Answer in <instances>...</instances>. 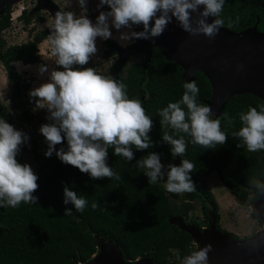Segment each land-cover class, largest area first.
<instances>
[{
  "label": "trees",
  "instance_id": "trees-1",
  "mask_svg": "<svg viewBox=\"0 0 264 264\" xmlns=\"http://www.w3.org/2000/svg\"><path fill=\"white\" fill-rule=\"evenodd\" d=\"M100 10L109 9L105 6ZM99 11L90 15L96 19ZM10 15L11 6L0 15V62L11 86L12 106L10 110L0 99V119L17 128L11 111L22 123H31L35 115L26 95L30 83L22 79L15 62L23 65L39 62L38 45L47 38L49 30H38L29 40L6 46L1 33L10 26ZM37 18L38 21L45 20L41 15ZM219 18L225 21L223 27L235 33L250 28L264 32V0H225ZM20 19L29 24L32 15L23 9ZM114 42L111 39L104 41L107 46L103 51L105 58L116 53L110 47ZM151 52L147 68L143 67V58L138 54L129 55L119 71L118 82L127 86L129 98L139 99L146 113L153 118L154 127L149 135L154 147L143 151L133 148L135 156L132 161L114 155V149L109 148L108 164L121 179L94 180L78 168L63 163L55 152L46 157V143L44 153L35 154L37 160L44 161L43 169L36 172L39 178V188L34 193L38 197L37 203L22 202L15 208L0 207V264H86L98 251L96 237L117 244L126 261L148 257L155 264L179 262L177 257L183 258L197 250L191 235L170 224V218L180 216L186 222L190 221L188 213L192 210V202L199 201L207 226L211 215L216 217V226H219V206L207 185V177L216 173L239 205H245L251 196H258L260 192L250 182H264V150L249 152L246 146L237 147L241 141L232 136V132L242 126L240 113L264 104L253 94L234 95L226 101L219 118L222 130L228 135L226 144L205 149L193 145L191 138L185 136L187 151L183 157L175 158L178 165L182 159H188L195 165L191 178L196 191L180 195L167 193L159 182L149 184L145 169L137 167L136 161L151 152L172 154L171 146L162 141L163 132L171 133L172 130L161 127L158 112L170 102L180 101L185 91L184 84L191 82L183 78L180 65L164 57L156 43L151 44ZM135 56L139 60H134ZM118 62L119 59L115 61V67ZM85 67H92L97 72L91 62ZM110 78L114 79V71ZM192 81L200 89L197 103L206 105L212 96L207 77L197 71ZM182 107L187 110L186 106ZM225 113L234 118L233 126H229ZM46 117L39 121L40 125L49 122ZM56 147L57 150L61 147L67 150V140ZM17 159L23 163L20 154ZM65 186L87 199L88 205L82 213L75 211L71 203L64 204ZM93 202L98 203L95 210L91 207ZM65 208H72L73 214L64 215ZM195 224L202 228L197 222Z\"/></svg>",
  "mask_w": 264,
  "mask_h": 264
},
{
  "label": "clouds",
  "instance_id": "clouds-1",
  "mask_svg": "<svg viewBox=\"0 0 264 264\" xmlns=\"http://www.w3.org/2000/svg\"><path fill=\"white\" fill-rule=\"evenodd\" d=\"M76 3L79 14L61 9L47 21L56 67L51 70L47 64L38 67L39 75L47 74L48 79L31 89L29 96L34 101V110L46 109L48 113L49 122L39 129L48 145L46 157L55 152L63 163L94 180H120V175L108 164L109 148L114 149V155L132 161L133 148L143 151L154 147L149 135L154 120L139 99L129 98L125 84L85 67L98 53L97 39H112L115 29L120 33V42L154 40L163 34L173 18L190 35L203 34L212 39L225 23L219 18L225 0H99L97 9L107 6L109 10H100L95 22L88 15L89 0H76ZM193 13L198 14L195 23ZM209 17L215 19L209 23ZM141 25L142 30H137ZM183 87L182 99L170 102L158 112L161 127L172 130L162 134V141L171 146L172 156L185 155L188 145L185 136L191 138L193 145L205 149L226 144L228 135L221 128V120L212 119L214 113L210 106L197 103L200 91L197 83L191 81ZM225 118L230 127L234 125L233 117L225 113ZM239 119L242 126L232 132L233 138L241 141L237 147L246 146L249 152L264 150V104L250 107L240 113ZM65 139L67 150L64 147L57 150L56 146ZM28 140L27 133L0 119V207L15 208L22 202L36 204L38 201L34 195L39 188L38 175L30 164L17 159ZM136 166L145 169L149 184L166 176L165 188L170 193L182 195L197 189L191 178L195 165L188 159H182L179 165L168 164L165 172L160 154L151 152L137 160ZM250 183L264 194V182L252 180ZM69 203L81 213L88 205L87 199L65 186L64 204ZM91 207L95 210L98 203L93 202ZM72 214V208H65L64 215ZM212 247L209 243L177 259L180 264H208Z\"/></svg>",
  "mask_w": 264,
  "mask_h": 264
},
{
  "label": "water",
  "instance_id": "water-1",
  "mask_svg": "<svg viewBox=\"0 0 264 264\" xmlns=\"http://www.w3.org/2000/svg\"><path fill=\"white\" fill-rule=\"evenodd\" d=\"M18 1L21 0H0V15L6 7ZM37 4L53 17L59 10L53 0H37ZM197 15L193 13L194 23ZM213 19L215 17H209L208 22L211 23ZM138 30H142V25ZM156 44L167 60L181 66L186 81H192L197 71L207 77L212 96L206 105L212 108L214 119L222 116L226 101L234 95L253 94L264 101V32L250 28L235 33L227 27H221L219 33L210 39L203 34L190 35L173 18L163 34L156 37ZM110 47L120 56L114 71L117 81L119 71L129 55L141 54L144 68H147L152 55L150 40H138L126 48L114 42L110 43ZM253 208L264 225V194H258ZM169 223L189 233L197 244V251L212 244L208 264H264V235L258 236L256 233L247 238H237L218 230L214 215H211L207 226L208 234L204 233L203 228L187 223L180 216L170 218ZM96 244L97 255L86 264H155L148 257L124 260L121 248L103 237H96Z\"/></svg>",
  "mask_w": 264,
  "mask_h": 264
},
{
  "label": "rangeland",
  "instance_id": "rangeland-1",
  "mask_svg": "<svg viewBox=\"0 0 264 264\" xmlns=\"http://www.w3.org/2000/svg\"><path fill=\"white\" fill-rule=\"evenodd\" d=\"M53 2L58 6L59 10H70L74 11L77 14L80 12V8L76 3V0H53ZM99 0H89L88 3V15L95 22V19L90 14H97V3ZM27 10L28 13L32 15V20L29 24H25L22 19H20L21 11ZM41 15L45 17L44 21H38L37 16ZM11 24L10 26L2 31V38L5 40L6 46L13 44H20L29 40L32 35L38 30L47 29L46 24L49 19H52L53 16L48 10L38 7L37 0H21L11 5ZM138 30V29H137ZM127 31V30H123ZM119 35L115 29H113V38L121 48H126L132 44L138 42V40H133L131 42H120ZM50 33L47 38L40 43L39 52H40V61L35 64L23 65L21 62H15V67L17 72L20 74L23 80L30 83V89L27 92V97L31 100L29 92L34 87L39 86L41 83L45 82L48 79L47 74L41 76L38 73V67L41 64H47L49 69L56 67L55 57L52 56L51 52V43L49 40ZM105 40L97 39L98 53L94 55L91 59V63L95 64L97 72L104 76L110 77L112 71H115L114 63L117 59L120 58L119 54L116 52L110 58H105L103 51L107 48L104 43ZM126 44V46H122ZM156 43V38L150 40V44ZM139 57L143 58L141 54ZM139 57H133L134 60H139ZM0 99L3 104L6 105L10 110L12 106L11 100V86L6 78V73L2 63L0 62ZM33 112L35 118L31 123H22L17 119L16 113L11 111L12 118L17 123V129L23 130L28 134L29 140L27 143L22 145L20 157L23 163H28L33 168L34 172L43 169V160H37L35 154L42 155L45 149V137L40 133L39 129L41 127L39 121L48 115L47 110H34V101L31 100ZM47 151V150H46ZM45 151V152H46ZM161 156V161L165 165V172L168 170V164H176L177 160L172 154L159 153ZM143 154L140 158L146 156ZM139 158V159H140ZM163 188L166 184V176L163 180L158 181ZM208 187L210 188L215 200L218 203V213H219V226L218 230L223 231L227 234H232L237 238H247L258 233L262 228L260 220L257 218L254 211V204L258 198L251 196L245 205H239L230 194L225 185L221 182L216 173H212L209 177L206 178ZM167 193H169L166 190ZM187 223L195 224L197 222L202 228H207V221L202 212L201 203L199 201L192 202V210L188 213ZM194 247H197V244L194 242ZM193 247V248H194ZM93 257V256H92Z\"/></svg>",
  "mask_w": 264,
  "mask_h": 264
},
{
  "label": "bare ground",
  "instance_id": "bare-ground-1",
  "mask_svg": "<svg viewBox=\"0 0 264 264\" xmlns=\"http://www.w3.org/2000/svg\"><path fill=\"white\" fill-rule=\"evenodd\" d=\"M257 208H259V204L257 205ZM203 229H204V233H205V234H208V230H207V228H204V227H203ZM257 235H258V236H262V235H264V225H263L262 228L258 231ZM96 255H97V254H94V255H93V258H95ZM93 258H92V259H93Z\"/></svg>",
  "mask_w": 264,
  "mask_h": 264
},
{
  "label": "built area",
  "instance_id": "built-area-1",
  "mask_svg": "<svg viewBox=\"0 0 264 264\" xmlns=\"http://www.w3.org/2000/svg\"><path fill=\"white\" fill-rule=\"evenodd\" d=\"M196 250H197V247H196Z\"/></svg>",
  "mask_w": 264,
  "mask_h": 264
}]
</instances>
